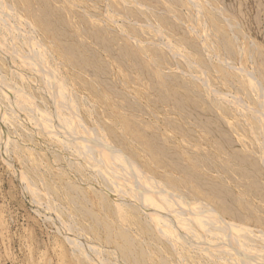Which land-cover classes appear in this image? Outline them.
Returning <instances> with one entry per match:
<instances>
[{"label":"rangeland","instance_id":"rangeland-1","mask_svg":"<svg viewBox=\"0 0 264 264\" xmlns=\"http://www.w3.org/2000/svg\"><path fill=\"white\" fill-rule=\"evenodd\" d=\"M0 264H264V0H0Z\"/></svg>","mask_w":264,"mask_h":264},{"label":"bare ground","instance_id":"bare-ground-1","mask_svg":"<svg viewBox=\"0 0 264 264\" xmlns=\"http://www.w3.org/2000/svg\"><path fill=\"white\" fill-rule=\"evenodd\" d=\"M27 9V8H26ZM10 17V16H9ZM9 30V29H8ZM29 62V61H28ZM48 81V80H47ZM17 86V85H16ZM17 91V90H16ZM66 94V93H65ZM60 97V96H59ZM21 107V106H20ZM12 108V107H11ZM78 117V116H77ZM62 120V119H61ZM45 123V122H44ZM36 124V123H35ZM77 124V123H76ZM48 128V127H47ZM53 128V127H52ZM61 130V129H60ZM54 133V132H53ZM48 138V137H47ZM85 146V145H84ZM87 146V145H86ZM85 151V150H84ZM88 153V152H87ZM104 153V152H103ZM109 153V152H108ZM113 153H114V151H113ZM112 153V154H113ZM101 154V153H100ZM97 155V154H96ZM106 157V156H105ZM114 158V157H113ZM113 161H114V159H113ZM89 165V164H88ZM167 167V166H166ZM111 169V168H110ZM122 169V168H121ZM101 171V170H100ZM115 171V170H114ZM122 172V171H121ZM113 182V181H112ZM147 185H148V183H147ZM129 186V185H128ZM154 186V185H153ZM138 187V186H137ZM141 188V187H140ZM157 190V189H156ZM149 191V190H148ZM133 192V191H132ZM158 194V193H157ZM122 195V194H121ZM147 195V194H146ZM132 196V195H131ZM161 196V195H160ZM139 197V196H138ZM137 197V198H138ZM146 197H148V196H146ZM151 197H153V196H151ZM150 197V199H152ZM139 199H140V197H139ZM141 199H142V197H141ZM145 199V198H144ZM146 200V199H145ZM148 200H149V197H148ZM153 200V199H152ZM152 200H150V201H152ZM143 201V200H142ZM144 202V201H143ZM153 202V201H152ZM151 202V203H152ZM145 203V202H144ZM147 203V202H146ZM148 204V203H147ZM155 204H157L156 202H155ZM165 204V203H164ZM168 204V203H167ZM170 204V203H169ZM150 206H151V204H150ZM154 207V206H153ZM149 208V207H148ZM183 209V208H182ZM158 210V209H157ZM177 211V210H176ZM153 214V213H152ZM186 214V213H185ZM155 215V214H154ZM162 216V215H161ZM159 217V216H158ZM155 218V217H154ZM153 218V219H154ZM187 218V217H186ZM179 219V218H178ZM202 219H204V218H202ZM179 221V220H178ZM184 221V220H183ZM192 222V221H191ZM218 222V221H217ZM179 223H180V221H179ZM182 223V222H181ZM200 224V223H199ZM167 225V224H166ZM186 225V224H185ZM201 226V225H200ZM206 226V225H205ZM239 226V225H238ZM223 227V226H222ZM224 231V230H223ZM241 233V232H240ZM224 236V235H223ZM250 236V235H249ZM244 245V244H243ZM78 247V246H77ZM71 248V247H70ZM226 248V247H225ZM247 250V249H246ZM78 252V251H77ZM78 255V254H77Z\"/></svg>","mask_w":264,"mask_h":264}]
</instances>
